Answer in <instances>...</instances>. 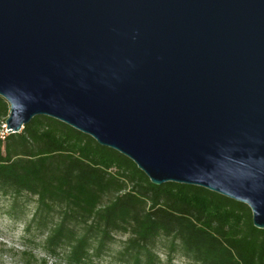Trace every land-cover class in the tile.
Instances as JSON below:
<instances>
[{"label":"water","instance_id":"obj_1","mask_svg":"<svg viewBox=\"0 0 264 264\" xmlns=\"http://www.w3.org/2000/svg\"><path fill=\"white\" fill-rule=\"evenodd\" d=\"M0 96L264 228V0H0Z\"/></svg>","mask_w":264,"mask_h":264},{"label":"trees","instance_id":"obj_2","mask_svg":"<svg viewBox=\"0 0 264 264\" xmlns=\"http://www.w3.org/2000/svg\"><path fill=\"white\" fill-rule=\"evenodd\" d=\"M8 114L0 96V192L34 198L25 231L44 236L46 255L83 264L121 235L124 264H153L159 241L199 264H264V228L246 204L199 186L154 185L126 156L51 117L7 134ZM19 264L32 263L23 253Z\"/></svg>","mask_w":264,"mask_h":264},{"label":"rangeland","instance_id":"obj_3","mask_svg":"<svg viewBox=\"0 0 264 264\" xmlns=\"http://www.w3.org/2000/svg\"><path fill=\"white\" fill-rule=\"evenodd\" d=\"M6 132V131H5ZM35 207L34 198L21 196L13 199L0 192V264H19V258L30 257L32 264H68L60 251L46 255L43 250L44 236L36 230L25 231ZM126 236L116 235L108 249L92 256L83 264H124L117 252ZM157 257L153 264H199L185 255L179 245L159 241L154 248Z\"/></svg>","mask_w":264,"mask_h":264},{"label":"built area","instance_id":"obj_4","mask_svg":"<svg viewBox=\"0 0 264 264\" xmlns=\"http://www.w3.org/2000/svg\"><path fill=\"white\" fill-rule=\"evenodd\" d=\"M1 134L3 135V132Z\"/></svg>","mask_w":264,"mask_h":264}]
</instances>
